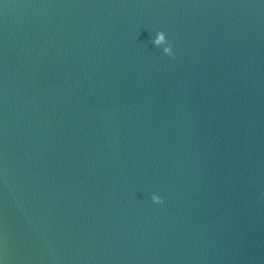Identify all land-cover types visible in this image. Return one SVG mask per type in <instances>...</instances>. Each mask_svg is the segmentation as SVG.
Returning a JSON list of instances; mask_svg holds the SVG:
<instances>
[{
	"label": "water",
	"instance_id": "95a60500",
	"mask_svg": "<svg viewBox=\"0 0 264 264\" xmlns=\"http://www.w3.org/2000/svg\"><path fill=\"white\" fill-rule=\"evenodd\" d=\"M0 264H264V0H0Z\"/></svg>",
	"mask_w": 264,
	"mask_h": 264
}]
</instances>
